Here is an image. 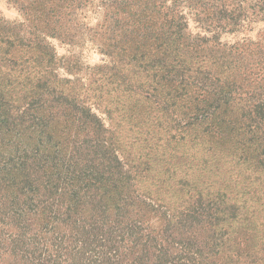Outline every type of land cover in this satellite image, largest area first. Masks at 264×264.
Listing matches in <instances>:
<instances>
[{
    "label": "trees",
    "instance_id": "trees-1",
    "mask_svg": "<svg viewBox=\"0 0 264 264\" xmlns=\"http://www.w3.org/2000/svg\"><path fill=\"white\" fill-rule=\"evenodd\" d=\"M8 3L0 264H264V0Z\"/></svg>",
    "mask_w": 264,
    "mask_h": 264
},
{
    "label": "rangeland",
    "instance_id": "rangeland-1",
    "mask_svg": "<svg viewBox=\"0 0 264 264\" xmlns=\"http://www.w3.org/2000/svg\"><path fill=\"white\" fill-rule=\"evenodd\" d=\"M0 17L13 21L18 19L19 15L16 9L8 3V0H0ZM56 48L60 54L66 53L65 47L56 45ZM83 60L86 63L93 64L99 61V55L92 51H85Z\"/></svg>",
    "mask_w": 264,
    "mask_h": 264
}]
</instances>
